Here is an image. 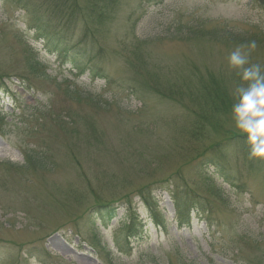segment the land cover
<instances>
[{
	"label": "rangeland",
	"instance_id": "obj_1",
	"mask_svg": "<svg viewBox=\"0 0 264 264\" xmlns=\"http://www.w3.org/2000/svg\"><path fill=\"white\" fill-rule=\"evenodd\" d=\"M67 1L0 0V264H264V160L231 111L193 140L187 99L147 93L142 78L172 96L211 72L233 90L236 46L213 34L263 39L251 59L264 67V0H116L101 24L90 0ZM47 26L111 85L49 52ZM221 144L231 184L204 166ZM173 190L195 209L181 229Z\"/></svg>",
	"mask_w": 264,
	"mask_h": 264
},
{
	"label": "trees",
	"instance_id": "obj_2",
	"mask_svg": "<svg viewBox=\"0 0 264 264\" xmlns=\"http://www.w3.org/2000/svg\"><path fill=\"white\" fill-rule=\"evenodd\" d=\"M55 1H58L60 3L63 0H55ZM69 1L70 0H68L67 2ZM74 1L75 0H72L70 7L74 3ZM115 3L116 0H90V4L92 8L96 11L95 19L97 23L101 24V21L107 22L111 20L112 18L111 13L113 12ZM75 11L76 10L74 9L73 12ZM52 17L62 22L66 26H69L71 24V21L66 18L59 19L57 17H54L53 15ZM32 30L37 34L41 33L37 25ZM62 31L63 28H59L57 31H53L51 27L47 26L45 30L46 35H42L40 40L44 41L46 48L48 49L49 52L53 54H57L58 57H60V59L63 58L64 62L66 61L65 63L67 65H75V68L78 69L81 68L80 70L82 71V73L88 72L91 77L104 80L106 86H110L111 83L107 82L109 81V77L105 75L103 69H101L97 64H95L91 60H88L87 62L83 63L82 57L86 55L84 54V52L77 50L76 47L78 46V44H74V42H72V40L69 37H65V38L61 37L60 33ZM202 35L207 37L205 33L199 36ZM213 37L216 40H221L227 43H231L235 46L248 44L249 42L255 41L257 47H260L263 43V39H259L256 35H252V36H248L245 34L221 35L215 33L213 34ZM145 61L148 62V58ZM140 64L142 65V58ZM134 68L136 69V71L140 69L137 63L134 64ZM143 74H144L142 76L143 87L146 89L147 93L153 91L163 98H167L169 100L176 102L181 101V99L183 98L187 99L188 108L191 110V115L193 119L191 132L188 129L187 131L188 134L192 136L193 140H197L199 138L204 137L211 116H215L219 113L231 111L233 99L232 96L230 95L232 89L229 86V81H225L224 79L217 77L215 74L211 72L208 73V76L206 78L201 79L200 81L197 82L182 81L180 84V88H177L176 92L173 91L171 92L173 94L172 96L167 95L166 93L162 92L159 89V81L156 77V74L154 73L152 74L143 73ZM3 89L4 87H0V92ZM131 94L134 96L133 93ZM143 94L145 95L144 92ZM238 137H244V136L236 135L230 138L227 142L229 141L232 142L235 138ZM223 144L218 145L216 148L211 149V151H214V149H217V151L212 155L211 158L208 159V161L205 163L204 166L207 165L214 166L220 177L223 178V180H225V182H227L228 184H231L232 178H230L227 175L224 164H222L223 157L226 154L224 152H228L229 148L225 147V145ZM243 144L247 145L248 152L250 153V148L246 140L243 141ZM27 162H29L31 166L39 169H45L47 167L45 163V158L37 156L34 152L27 154ZM171 192L174 195L173 201L176 209V216H177L176 220L179 222V225L182 224L188 225L190 223L191 211H194V209L187 210L188 206L184 204L187 197H185L183 193L179 192L178 190H173ZM150 198L151 196L149 195L147 197L146 193H142L140 196V199L142 202H144V204L148 203V200ZM98 209H100V207H98ZM98 215H99L98 220L102 224L106 218V214L102 212H98ZM135 228L136 227L132 221V225H130L129 228L127 229L128 230L127 238H131L136 235L135 233H133V230H135ZM96 238L97 237L93 238V240L97 242L98 240Z\"/></svg>",
	"mask_w": 264,
	"mask_h": 264
},
{
	"label": "clouds",
	"instance_id": "obj_3",
	"mask_svg": "<svg viewBox=\"0 0 264 264\" xmlns=\"http://www.w3.org/2000/svg\"><path fill=\"white\" fill-rule=\"evenodd\" d=\"M256 49L255 41L236 46L227 56V65L239 81L230 93L232 120L246 137L250 157L264 160V67L252 62Z\"/></svg>",
	"mask_w": 264,
	"mask_h": 264
}]
</instances>
